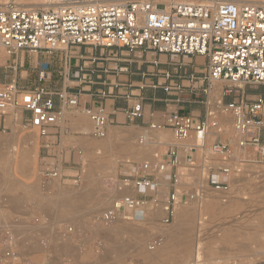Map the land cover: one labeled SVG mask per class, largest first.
<instances>
[{
	"label": "built area",
	"instance_id": "built-area-1",
	"mask_svg": "<svg viewBox=\"0 0 264 264\" xmlns=\"http://www.w3.org/2000/svg\"><path fill=\"white\" fill-rule=\"evenodd\" d=\"M76 47H118L128 52L153 51L207 59L201 90L206 107L204 119L172 113L162 122L149 125L145 131H170L173 143L162 160L141 162L132 168V173L115 181V200L100 216V225L132 221L136 214L147 212L150 203L162 206L164 214L159 222L168 225L183 201V186H196L186 197L190 201L201 199L207 188L225 193L230 189V177L238 170L233 166L238 151L237 164L264 162V97L247 99L238 92L245 86H264V5L238 0L214 5L170 0H41L39 5L31 6L9 0L0 6V49L6 58L18 59L21 54L46 57ZM62 63L67 65V56ZM48 72L49 64L41 63L39 83L48 78ZM164 78L168 80L170 75L165 73ZM190 81L197 79L192 77ZM216 85H222L221 93L216 96V104L210 105L208 98ZM53 97L58 98L62 108L79 107L74 94H53L42 86L23 89L15 82L0 83V133L18 124L21 129L35 131L40 138L47 137L49 129L59 122ZM224 99L231 100L225 103ZM84 112L91 122L92 136L104 137L108 127L104 107ZM23 113L29 117L23 118ZM221 115L232 121L230 143L221 139ZM125 117L129 122L141 118V104L136 103ZM192 136L196 144H201L187 148L184 142ZM208 137L213 140L209 156L218 162H210L208 155L200 152V164L196 165L197 147H203ZM39 177L43 187L61 178L56 169H44ZM165 181L168 193L161 201L156 200ZM77 182L76 179L74 183ZM136 192L139 196H135ZM13 216L12 220L5 219V214L1 217L0 208V264H31L27 249L36 239L48 254L55 253L50 248L53 240L70 243L82 239L81 229L43 216L34 218L24 235L22 221L27 216ZM155 244L154 239L153 249Z\"/></svg>",
	"mask_w": 264,
	"mask_h": 264
},
{
	"label": "rangeland",
	"instance_id": "rangeland-1",
	"mask_svg": "<svg viewBox=\"0 0 264 264\" xmlns=\"http://www.w3.org/2000/svg\"><path fill=\"white\" fill-rule=\"evenodd\" d=\"M163 7V5H159V8ZM21 58V56H18V60H21ZM8 59L15 60L14 58ZM33 59L34 56L26 54L23 68L16 71L11 68L5 69L1 67L5 64V57L0 49V83L3 84L5 81L10 83L11 80L16 78L15 81L21 87L29 88L36 85L37 69L34 68ZM7 66L13 65L9 62ZM28 68L30 69L28 70ZM25 70H28V74H23L22 76L21 72ZM250 91H258L257 95L264 97V86H245L243 90L238 92H244L246 96ZM202 100L204 101L205 99L203 98ZM63 111L68 113V117L65 120L63 118L60 124L57 123L56 140L63 143L61 148H63V145L70 147L64 151V154L71 156V164H62L61 167L56 165L57 161L55 163L54 160H47L42 154V138L38 137L33 130H24L14 126V128L9 127L10 129L5 134L0 133L1 217L5 213L7 215L10 214V217L5 215V219L12 220L14 214L26 215V220L22 221V224L25 225H22L23 229L21 228L24 235L30 231L33 219L41 216L53 218L56 222L59 221L81 227L80 231L82 234L80 237H82V242L78 251L76 249L78 242L75 243V240H72V245L55 241L53 246L50 247L54 249V254H48V250L42 247L37 239L36 241H31L27 249L30 254L31 264H188L187 262L193 260L184 259L180 254V248L171 249L168 256L164 258L158 257L157 259V256L149 258L148 254L155 252L164 243L163 236L157 232L159 230L171 231L173 229V221L168 225H160V216L153 218V223L158 224L155 229L151 224L143 223L139 219L140 216H145L146 211L136 214L133 220L129 221L131 224L124 220H118L108 227L98 224L100 216L115 200L114 183L116 179L126 173H132L130 171L135 166L134 164L147 161V159L137 160L142 158L139 154L140 151L143 154H147L146 151L150 148L140 146L137 143V137L130 140L132 130L114 133L112 135L113 140L110 142L107 128L105 137L108 138L99 140L105 145L99 151L93 147L95 143L74 132L75 127H85L90 132L92 125L88 115L76 108H63ZM231 129L232 125H229L228 130L230 131L225 132L223 128V135L221 136L223 142L227 141L230 143L232 141ZM13 132H15L17 137L15 136L11 143H6V138ZM88 137H93L92 132ZM149 138L151 142H156L159 139L155 140L151 135ZM74 141H85L84 144L89 148L90 155L85 156L82 148L75 147ZM211 142L210 144L207 143L209 145L199 147L198 158L201 152L208 155V157H205L210 162L217 163L218 161L215 157L209 156ZM12 147H15L17 156L24 149L35 153V156L34 154L31 155L29 170H23V168L15 165L12 169L13 171H11V176H9V157ZM131 156L137 158H132ZM195 163L199 165V163ZM237 167L238 170H235L233 179L236 183L233 181L232 183L229 180L230 189L227 191L231 193V196L241 200L239 203L240 208L236 212L205 211L203 203H205V199L207 201L208 198L206 196H209V194L217 197L215 199L217 200L216 205L220 209L222 207L225 208L226 204L220 203L226 202L227 198L225 196L227 192H216L207 188L201 199L193 200V202H197V207L193 205L195 206V211L190 215L189 221L191 219L193 228L196 227L198 230L194 236L193 249L196 243L205 252L198 264H264V209H262L264 208V190H262L264 188V162L238 163ZM53 168L59 171L61 178L43 187L39 173L44 169L52 170ZM251 175L253 176L251 177ZM76 179L78 182L75 184L74 181ZM57 185L61 186L63 190L60 191L56 187ZM164 186L166 185L162 187ZM192 186L185 185L182 187L183 204H188L190 201L186 197L196 188V186ZM259 188L260 190H258ZM78 190L83 196L82 199L68 207L66 202L69 199L67 198ZM160 192L162 194L167 193L165 187ZM99 202L101 206L95 208ZM187 206L191 208L192 205L188 204ZM152 211L154 210L151 209ZM131 229L136 233L145 234V238L139 247L136 246L137 240L131 235ZM26 230L27 233H25ZM154 239L156 244L153 249L151 244ZM114 245L118 246L115 247ZM107 254H110V257ZM190 264H193V261Z\"/></svg>",
	"mask_w": 264,
	"mask_h": 264
},
{
	"label": "crops",
	"instance_id": "crops-1",
	"mask_svg": "<svg viewBox=\"0 0 264 264\" xmlns=\"http://www.w3.org/2000/svg\"><path fill=\"white\" fill-rule=\"evenodd\" d=\"M20 56L22 57L21 60L17 58L10 60L4 56L5 64L1 67L10 69L15 65L14 71L23 68L25 54H21ZM64 56L68 57V63L65 66L62 63ZM9 62L13 66H7ZM44 62L49 64L48 78L43 83H39V65ZM32 63L34 68L37 69L36 85L29 88L21 87L15 81L16 78L11 80V82H15L23 89H33L37 86H42L53 94L67 92L77 95L79 101L78 109L82 113H85L84 110L87 109H94L98 106L104 107L108 119V136L110 135V138H107L110 142L113 140L112 135L114 133L128 130H132V135L129 139L136 138L141 131L145 132L149 128V125L162 122L164 117L172 113L190 116L198 121L203 120L206 114V107L202 100L204 97L201 93V90L204 88L202 76L207 63L205 57L171 56L158 54L153 51L128 52L118 47L110 49L76 47L65 52L55 53L51 56L34 57ZM28 70L22 71V76L23 74L27 75ZM165 73L170 75V79L166 80L164 78ZM192 77L196 78L197 81H190ZM5 83L7 82L5 81ZM217 86L213 87V90ZM221 88L222 85H220L219 89L221 90ZM165 89H168V91H165ZM101 93H105L106 96L101 97ZM257 93L258 91H250L245 96L243 92V97L252 99L257 96ZM230 100L224 99V102L227 103ZM53 102L54 110L59 114V117L62 116L61 118H64V120L67 119L68 113H64L57 97H53ZM136 103L141 104L142 117L129 122L125 117V113L130 111ZM22 116L23 118H27L29 114L23 113ZM219 117L222 121L229 118L228 116L222 115ZM8 122L11 123V119H8ZM14 126L19 127L18 124H11L10 128H14ZM57 131L58 127L56 125V127L49 129L47 137L42 138V154L47 160L57 161V163L55 162L56 165L62 167V164H71L72 158L64 154V151L70 147L63 145V148H61L63 143L56 140ZM83 131L89 132V129L85 127L74 128L75 133L85 138V135H91L92 126L89 134H84ZM146 132L149 133V136H153L155 140L159 138L155 142L157 149L154 146H148L147 148H150L149 151L151 152L148 154L145 153L146 155L139 152L142 158L137 161H141L146 157L151 162L162 160L168 153L170 145L173 143L170 131ZM162 136L169 140H161L160 138ZM107 138L105 137L104 139ZM211 141H209V144ZM81 143L83 144L85 141H74V145ZM196 155L195 162L200 164L198 154L196 153ZM131 157L133 158L134 156ZM74 160L76 159L74 158ZM137 164L139 163L134 165ZM164 183L166 185V181ZM164 187L167 188V186ZM135 196H139L137 192ZM5 215L7 217L11 216L6 213ZM51 219L53 220V218ZM74 226L76 229H81L79 225ZM73 240H75V243L78 242V246L76 247L78 251L82 239ZM55 241L59 242L58 240H53L51 247ZM71 243L72 241L69 244Z\"/></svg>",
	"mask_w": 264,
	"mask_h": 264
},
{
	"label": "bare ground",
	"instance_id": "bare-ground-1",
	"mask_svg": "<svg viewBox=\"0 0 264 264\" xmlns=\"http://www.w3.org/2000/svg\"><path fill=\"white\" fill-rule=\"evenodd\" d=\"M16 1H19V2H22L24 5H31V6H37L39 5V3H41V0H16ZM171 2H197V3H203V4H217V3H222L224 1H236V0H170ZM9 2V0H0V6H3L5 4H7ZM244 2H247V3H252V4H255V5H264V0H244ZM240 87H242V85H240ZM220 88V85H218L216 87L215 90H213L212 92V95L208 98V103L210 105H215L216 104V97L214 96H217V95H220L221 93V90L219 89ZM62 119L61 117H59V124L62 122ZM229 125L231 126L232 125V121L231 119L227 118V119H224L223 121L221 120V128L223 130V128L225 129V132L227 131H230L228 130L229 129ZM12 130V129H11ZM231 132H232V129H231ZM84 134H89L88 131H83ZM233 134V133H232ZM106 135V134H105ZM15 132H13L10 136H8V138H6V143H11L12 142V139L15 137ZM17 137V136H16ZM85 138L86 139H89L91 140L93 143V147L94 148H97V150H102L103 147L105 146L104 143L102 141H99V140H102L101 138H96V137H88V135H85ZM102 138H105L102 137ZM193 138V139H191ZM96 139V140H95ZM161 140L163 139H167L166 137H161L160 138ZM191 141H190V140ZM187 142L185 143L186 147L189 148L190 146H198L201 144V141H198V144H196V139L192 136L190 137ZM159 140V139H158ZM193 140V141H192ZM209 140L211 141L210 137L207 138L206 142L204 145H208L207 143H209ZM137 143L140 145V146H155V142H151L150 141V138H149V133L148 132H142L141 134H138L137 136ZM80 147L83 149L84 153H85V156H89L90 153H89V148H87L85 146V144L81 143V144H77L75 145V147ZM139 146V147H140ZM5 147V146H4ZM199 149V147H197ZM11 149V148H10ZM157 149V147H156ZM155 149V150H156ZM150 150V149H149ZM147 152L150 153L151 151ZM82 151V150H81ZM7 153V152H6ZM83 153V152H82ZM140 153H142L140 151ZM34 154L35 156V153L29 151L28 149H24L23 151H21V153H19V155L17 156L15 154V147H12L11 149V152H10V157H9V165H10V169H9V176H11V171H13V167L16 165L18 166L19 168H23V170H29L30 169V163H31V155ZM239 155H240V152L238 151L236 154H235V157H236V161H235V164L233 165L234 168L237 169V161L239 159ZM183 158L185 156V154L182 155ZM145 159H147V161L149 160L148 157H146ZM143 160V159H142ZM145 161V162H147ZM258 172V171H257ZM13 174V173H12ZM253 175H251L252 177ZM235 177V175H232L230 177V182H235V180H233ZM247 178V177H246ZM245 179V178H244ZM58 180V179H56ZM117 180V179H116ZM240 180V179H239ZM55 181V180H53ZM51 181V182H53ZM241 181V180H240ZM245 181V180H244ZM232 182V183H233ZM59 188L60 191L63 190V188L61 186H56ZM28 188V187H27ZM164 188V187H161L159 189V194H158V197L156 198V200H159L163 197H165L167 195V193H163L160 192V190ZM166 191H167V188L165 187ZM65 190V189H64ZM260 190V188L258 189ZM262 190H264V188H262ZM87 191V190H86ZM239 191V190H238ZM88 192V191H87ZM124 194H130V192H123ZM258 193V192H257ZM80 194V190L76 191V193H74L71 197L67 198L69 200H67L66 203L68 207H71V204L72 203H76L78 201H80L82 199V195H78ZM94 195V194H93ZM227 198L226 202L224 201V203H220V204H226V206H224L225 208H219L216 203H217V200H215L217 197L216 196H211L209 194V196H206L207 201L206 199L204 200L205 203H203L205 206V211L208 212V211H211V212H216V211H220L222 213H234L236 212L239 208H240V201L237 197H233L231 196V193L227 192L226 193V196ZM214 198V199H213ZM47 199V198H46ZM108 199V198H107ZM203 200V199H202ZM51 203V202H50ZM197 202H193V201H189L188 204H191V208L189 206L188 208V204H178L177 207H176V211H175V216L173 218V229L171 231H163V230H159V234H161L163 236V240H164V243L162 246L158 247L155 252L153 253H149L148 256L149 258L151 256H157V259L158 257H166L168 256L169 252H171L170 250L171 249H175V248H180V254L184 257V259L186 260H190V259H193L191 261H193V264H198L200 262V259L201 257L204 255V250L201 249L196 243H195V246H194V249H193V240H194V236H195V233L196 231H198L195 228H193L192 224H191V219L189 221V217L191 214H193L195 211V206L193 205H196ZM149 208H151L152 211L151 212V209H148L147 212L145 213V216H140L139 219H141V221L143 223H147L148 225H152V227L157 228V225L158 224H155L153 223V218H155V216L159 217L160 218L163 216V211H162V206H154L153 204H149ZM99 206H101V203L99 202V204L96 205L95 208H98ZM82 207V206H80ZM197 207V205H196ZM47 209V208H46ZM56 209V208H55ZM74 209V208H73ZM81 209V208H80ZM93 209V208H92ZM264 209V208H262ZM208 210V211H207ZM197 211V210H196ZM195 215V214H194ZM199 215V214H198ZM71 216V215H70ZM129 224H131V222L128 221ZM99 224V223H98ZM23 225V224H22ZM27 226V225H26ZM25 227V226H24ZM29 229V228H28ZM30 230V229H29ZM99 230H102V229H99ZM104 230V229H103ZM96 231V230H95ZM132 231V234L135 239L137 240V243H136V246L139 247L140 246V243L143 241V239L145 238V234H139L138 232H134L133 229H131ZM27 232V230H26ZM97 232V231H96ZM102 232V231H101ZM104 232V231H103ZM98 234V233H97ZM106 234V233H105ZM108 234V233H107ZM119 240V239H118ZM65 244V243H64ZM115 247L118 246V245H114ZM125 246V245H124ZM245 246V245H244ZM113 247V246H112ZM130 248V247H129ZM112 249V248H111ZM61 252V251H60ZM117 252V251H116ZM123 252V251H122ZM107 253V252H106ZM110 253V252H108ZM112 254V252H111ZM108 255V254H107ZM110 255V254H109ZM108 255V256H109ZM105 256V255H103ZM252 256V255H251ZM110 257V256H109ZM107 259V258H105ZM104 259V260H105ZM55 260V259H54ZM103 260V259H102ZM218 260V259H217ZM191 261L187 262L188 264L191 263ZM212 262V261H211ZM45 263V262H44ZM54 263V261H53ZM220 263V262H219ZM84 264V263H83ZM86 264V263H85Z\"/></svg>",
	"mask_w": 264,
	"mask_h": 264
}]
</instances>
